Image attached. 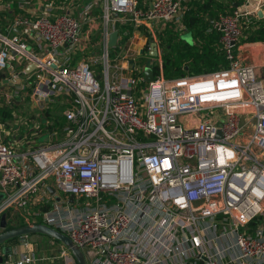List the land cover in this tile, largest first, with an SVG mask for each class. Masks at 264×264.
<instances>
[{
    "label": "built area",
    "instance_id": "obj_1",
    "mask_svg": "<svg viewBox=\"0 0 264 264\" xmlns=\"http://www.w3.org/2000/svg\"><path fill=\"white\" fill-rule=\"evenodd\" d=\"M188 1L0 0V216L38 205L87 264H264V76L238 52L264 0L209 20L224 67L166 78Z\"/></svg>",
    "mask_w": 264,
    "mask_h": 264
},
{
    "label": "trees",
    "instance_id": "obj_2",
    "mask_svg": "<svg viewBox=\"0 0 264 264\" xmlns=\"http://www.w3.org/2000/svg\"><path fill=\"white\" fill-rule=\"evenodd\" d=\"M187 5L189 7L184 13L182 22L186 31L190 33L192 41L183 40L180 33L172 28H167L160 37L162 71L166 78L212 71L226 64L219 42L221 33L209 29V20L220 13L230 12L234 7L233 0H189ZM239 41L264 42V17L253 19L252 23L242 30ZM7 114V110L0 107V116L6 117ZM53 118V123L47 126L41 124L42 127L50 130L63 124L60 115ZM37 207L38 205H32L6 211V229L26 223L25 217H33L35 221L40 222V216H33ZM48 208L49 204H45L41 210ZM252 224L254 222L250 223ZM13 240L15 239L10 241Z\"/></svg>",
    "mask_w": 264,
    "mask_h": 264
},
{
    "label": "water",
    "instance_id": "obj_3",
    "mask_svg": "<svg viewBox=\"0 0 264 264\" xmlns=\"http://www.w3.org/2000/svg\"><path fill=\"white\" fill-rule=\"evenodd\" d=\"M257 15L261 17V12L258 11ZM117 31L114 30L109 35L108 46H113L116 40ZM28 67L27 69H29ZM153 79L152 69L149 66L144 68V80L151 81ZM49 193L54 194L55 190L52 186H47ZM74 195L69 194L68 200L71 202ZM55 197V200H58ZM7 228L6 214L2 213L0 216V264H7L6 261L9 260V256L12 254V247L9 245L10 240L20 238L23 235L29 234H41L48 236L51 239L59 242L68 252L71 259L75 264H87L83 252L81 249L72 242V240L60 230L51 227L42 222H31L24 223L20 226Z\"/></svg>",
    "mask_w": 264,
    "mask_h": 264
},
{
    "label": "crops",
    "instance_id": "obj_4",
    "mask_svg": "<svg viewBox=\"0 0 264 264\" xmlns=\"http://www.w3.org/2000/svg\"><path fill=\"white\" fill-rule=\"evenodd\" d=\"M14 4L11 5V10ZM10 10V11H11ZM9 12H4L3 14H8ZM262 18V16L260 17ZM239 43V56L241 60L245 63L253 64L257 67V72L260 76H264L263 74V66H264V42H238ZM51 239V238H49ZM46 240L41 234H30L27 236L28 243H23L21 238H16L13 241L9 242V245L12 247V254L9 256V259L13 262L18 260L22 254L29 252L30 250L34 254V259L32 262L26 264H34L36 260V253L34 250L33 243L35 241H44L45 243H49L50 246L53 240ZM67 251L64 247H59V256L63 259L64 264H74L70 255L67 254Z\"/></svg>",
    "mask_w": 264,
    "mask_h": 264
},
{
    "label": "rangeland",
    "instance_id": "obj_5",
    "mask_svg": "<svg viewBox=\"0 0 264 264\" xmlns=\"http://www.w3.org/2000/svg\"><path fill=\"white\" fill-rule=\"evenodd\" d=\"M180 37L187 41L191 42L192 38L189 32L186 30L183 31L180 34ZM26 111H28L27 108H25ZM39 142L47 141V138L40 137L38 138ZM4 196L3 191L0 189V199H2ZM55 197L63 198V195L57 191ZM32 236V234H30ZM46 240H48L50 237L42 235ZM53 240V239H49ZM54 245L50 246L49 243H45L44 241H35L33 243L34 250L36 253V260L34 261V264H64L63 259L59 256V247L62 246L59 242L52 241Z\"/></svg>",
    "mask_w": 264,
    "mask_h": 264
}]
</instances>
